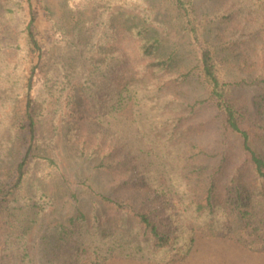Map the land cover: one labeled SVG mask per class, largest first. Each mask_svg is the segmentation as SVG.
<instances>
[{
  "label": "trees",
  "instance_id": "1",
  "mask_svg": "<svg viewBox=\"0 0 264 264\" xmlns=\"http://www.w3.org/2000/svg\"><path fill=\"white\" fill-rule=\"evenodd\" d=\"M159 1L183 19L196 50L190 68H180L177 48L165 47L150 25ZM144 2L103 5L139 8L120 13L132 22L121 39L134 40L135 61L116 48L107 8L60 33L64 45L46 66L39 0H0V264L179 263L199 232L264 253V0H229L202 15L195 0H150L141 8ZM239 18L244 31L228 36L225 26ZM6 29L17 41L6 40ZM82 30H91L85 42ZM248 38H261L258 61L236 63V47ZM231 64L243 65L240 79L229 78ZM195 76L223 132L215 152L194 139L205 130L190 121L197 101L174 92ZM250 85L258 91L244 103L238 89ZM87 112L114 141L83 143L82 152L98 169L122 172L109 192L95 193L98 208L89 213L71 189L47 188L66 178L53 138L40 134L44 120L56 132ZM227 135L240 141L239 155L228 150ZM66 204L73 210L61 214Z\"/></svg>",
  "mask_w": 264,
  "mask_h": 264
},
{
  "label": "rangeland",
  "instance_id": "2",
  "mask_svg": "<svg viewBox=\"0 0 264 264\" xmlns=\"http://www.w3.org/2000/svg\"><path fill=\"white\" fill-rule=\"evenodd\" d=\"M150 0H145L141 5L148 7ZM229 0H195V8L199 15L219 9L228 4ZM104 0H39V12L37 19V27L40 31V36L48 42L49 48L46 49L44 63L49 65L55 53L61 50L64 41H60L59 34L65 30L73 31L78 26H87L95 16L100 12H105L108 6H103ZM109 5V3H108ZM159 10L156 18L150 25L161 33L164 38V46L168 48H177L178 65L181 69L190 68L196 62V50L188 43L187 33L184 30L183 19L180 17L176 8L168 2L159 1ZM115 10V11H114ZM108 12L112 13L109 22L115 33V46L123 53L129 62L137 59L135 51V42L130 34H125L121 39L127 26L132 22L128 16H122L120 13H137L139 8L121 9L114 6ZM121 11V12H120ZM83 12V13H82ZM244 20L242 18L229 21L225 26L226 34H237L244 31ZM216 28V27H215ZM213 26V31H216ZM6 40L17 41L13 36V29L5 30ZM91 30L85 32L82 30V38L87 41L90 37ZM4 37V38H5ZM57 39L58 41H56ZM261 43V38L250 40L249 38L240 42L236 47L238 55L237 62L248 59V64L256 59L258 46ZM258 61V59H256ZM243 66V65H242ZM231 64L229 67V78L231 80L240 79L244 75L243 67ZM258 66V62L256 64ZM179 68V69H180ZM193 77V76H192ZM39 79V77H37ZM196 79H192L189 83H185L177 87L175 91L179 95L188 98L194 103L197 101L194 117L190 119L194 123H204L205 130L198 135H194L196 142L206 146L211 151H218L221 147L223 132L219 123L217 111L208 99V94L204 86ZM258 87L250 85L240 87L238 95L242 97L243 102H248L255 95ZM81 119L71 120L75 123L72 127L68 122L61 123L59 128L54 132L52 124L49 120H44L40 125V134L43 137L53 138L57 147V154L60 158L61 172L65 175L66 184L64 182L53 181L47 185L50 191H66L71 189V192L77 194L80 199L81 207L86 212H91L93 208H98L96 201V192H109L113 187V183H118L122 172L112 173L98 169L95 165L93 157L82 152V145L107 142L112 139L111 133L106 127L100 125L93 120L92 113L87 112ZM127 115L131 114V110L125 111ZM226 136V135H225ZM228 150L233 155L240 154V141L234 139L231 135H227ZM6 159V158H5ZM8 163V161H7ZM37 179L36 176L32 177ZM68 196H64L65 200ZM63 202V201H62ZM61 202V203H62ZM62 206V204H61ZM73 208L66 204L61 207V214L72 211ZM103 264H264V253L253 252L243 248L236 241L228 238H212L202 233H197L194 246L188 257L179 263H164L157 261L112 258Z\"/></svg>",
  "mask_w": 264,
  "mask_h": 264
}]
</instances>
